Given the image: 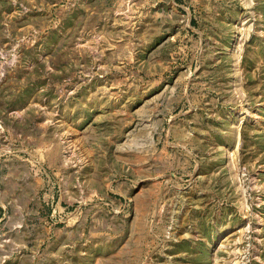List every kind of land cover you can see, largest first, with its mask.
Listing matches in <instances>:
<instances>
[{
  "label": "rangeland",
  "instance_id": "obj_1",
  "mask_svg": "<svg viewBox=\"0 0 264 264\" xmlns=\"http://www.w3.org/2000/svg\"><path fill=\"white\" fill-rule=\"evenodd\" d=\"M0 264H264V0H0Z\"/></svg>",
  "mask_w": 264,
  "mask_h": 264
}]
</instances>
